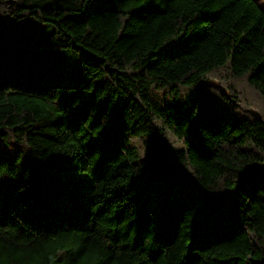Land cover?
Here are the masks:
<instances>
[{"label":"trees","instance_id":"1","mask_svg":"<svg viewBox=\"0 0 264 264\" xmlns=\"http://www.w3.org/2000/svg\"><path fill=\"white\" fill-rule=\"evenodd\" d=\"M263 36L257 0H0V264H264Z\"/></svg>","mask_w":264,"mask_h":264},{"label":"rangeland","instance_id":"2","mask_svg":"<svg viewBox=\"0 0 264 264\" xmlns=\"http://www.w3.org/2000/svg\"><path fill=\"white\" fill-rule=\"evenodd\" d=\"M261 7L264 9V0H257ZM43 25V24H42ZM5 26L8 29H21L22 33L25 34L23 36V42L26 44H31V40L33 39H38L39 36L42 34L41 31V25H37L34 23L32 19H23L16 21L12 18H9L5 21ZM264 53V36L263 38L259 41L257 45L254 46V48L251 50L250 54L247 56L248 57V62L246 64H242L240 68L241 73H245L248 69L249 66L254 64L258 58Z\"/></svg>","mask_w":264,"mask_h":264}]
</instances>
